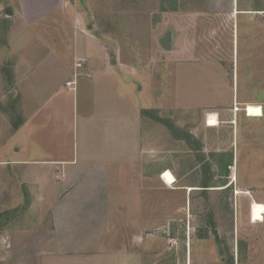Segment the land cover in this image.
Instances as JSON below:
<instances>
[{"label": "rangeland", "instance_id": "1", "mask_svg": "<svg viewBox=\"0 0 264 264\" xmlns=\"http://www.w3.org/2000/svg\"><path fill=\"white\" fill-rule=\"evenodd\" d=\"M53 1L0 18V158L77 163L0 165V264H264V0Z\"/></svg>", "mask_w": 264, "mask_h": 264}, {"label": "crops", "instance_id": "2", "mask_svg": "<svg viewBox=\"0 0 264 264\" xmlns=\"http://www.w3.org/2000/svg\"><path fill=\"white\" fill-rule=\"evenodd\" d=\"M52 1L53 0H0V18H3V19L12 18L14 21H16L17 17L21 16V18L24 20V22L27 23L28 25H30L31 22H34L38 19H41V18L47 16L48 14L53 12L54 10L55 11L59 10L58 9V7L60 6L59 1H57V3H56V1H53V2ZM45 6L47 8H43ZM30 9H32L33 11L31 12ZM32 18H33V20H31ZM23 33H26L25 29L18 31L17 32L18 35L12 36L13 37L12 40H14L13 42H12V40H10V42L8 44L0 47V50H2V53H3V56L0 57V74H2L3 76L5 75V71H3L2 68L4 65L7 64V60L9 58V56H12L16 52V50L14 49V48H16V46H14V44L18 40L23 39V38H21V35ZM9 34L10 35L13 34V30L9 31ZM12 45L14 48H11ZM20 62H21V60H20ZM19 65L21 67H23L25 64L22 63V65H21V63H19ZM20 73H22V72H20ZM23 73L21 75H23ZM236 104H238V106H239L238 101ZM248 104H254V103H248ZM248 104L246 103L244 108L239 107L238 111H236L235 109H234V111L238 113L239 111L243 110L245 112V116H247V118H249V119L250 118L260 119L261 117H259V116H250L249 114H247V112L245 110H246V105H248ZM262 108H263V106H262ZM263 112H264V109H263ZM207 117H208V115H207ZM231 122H232V124H235V125H236V123H238V121H236V119L235 120L233 119ZM219 125H217V126H219ZM206 126L209 129H213V128L217 127V126H209L207 124V119H206ZM58 156H60V157H56L52 160H33V159L20 158V157H16L15 160H2V159H6V158H0L1 159L0 163H2L0 165L1 166L8 165L6 163L9 161L13 162L15 166H24V167L26 165L28 166L29 164H34V163H42V164L44 163V164H54V165H57V164L58 165L59 164H70V165L72 164L73 165V164L77 163L76 156H75L74 152H73V154H62V155H58ZM116 161H117V159H116ZM116 161L114 162L113 160H107L106 159L104 161L106 168H108V166H110V164H111V166L116 164L117 163ZM167 171H171V170H167ZM232 178H234V177H232ZM162 179L165 182L164 177H162ZM237 180H238V176H237ZM237 180H235V181H237ZM235 181L233 179L232 184H234ZM165 184H167L169 186L173 185V184L170 185L167 182H165ZM190 187H194V186H190ZM194 189H196V187H194ZM239 191H240V193H244V194L249 193L248 191L247 192L241 191V190H239ZM254 192H256V191H254ZM237 194H239V193H237ZM250 194H252V193L250 192ZM254 201H258V200H256L254 198V196H251V197H246V198L242 199L240 202H238V204H237V208H238L237 209L238 210L237 218L234 220L235 222L236 221L238 222L237 227L243 225L246 228H251L253 226L255 227V226L261 225V223H263V222L253 221L254 219L252 216V205H253ZM237 230L239 231V229H237ZM235 231H236V229H235Z\"/></svg>", "mask_w": 264, "mask_h": 264}, {"label": "bare ground", "instance_id": "3", "mask_svg": "<svg viewBox=\"0 0 264 264\" xmlns=\"http://www.w3.org/2000/svg\"><path fill=\"white\" fill-rule=\"evenodd\" d=\"M238 109V107H237ZM247 114L250 116H259L262 117L264 115L263 108L260 105L256 104H248L246 105ZM220 118L216 112H210L208 114L207 124L209 126H217L219 125ZM164 177L165 182L169 183L170 185L174 184L176 182V177L171 171H166L162 175ZM236 180V178L234 179ZM192 188H190L191 190ZM237 193H240L239 190H237ZM252 216L253 221L255 222H263L264 221V202L254 201L252 205Z\"/></svg>", "mask_w": 264, "mask_h": 264}, {"label": "water", "instance_id": "4", "mask_svg": "<svg viewBox=\"0 0 264 264\" xmlns=\"http://www.w3.org/2000/svg\"><path fill=\"white\" fill-rule=\"evenodd\" d=\"M161 46L165 50H171L173 48V31L168 30L163 36L159 39Z\"/></svg>", "mask_w": 264, "mask_h": 264}, {"label": "built area", "instance_id": "5", "mask_svg": "<svg viewBox=\"0 0 264 264\" xmlns=\"http://www.w3.org/2000/svg\"><path fill=\"white\" fill-rule=\"evenodd\" d=\"M79 65H81V63H79Z\"/></svg>", "mask_w": 264, "mask_h": 264}]
</instances>
